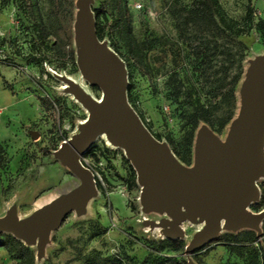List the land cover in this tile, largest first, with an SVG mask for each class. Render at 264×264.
<instances>
[{"label": "rangeland", "instance_id": "1", "mask_svg": "<svg viewBox=\"0 0 264 264\" xmlns=\"http://www.w3.org/2000/svg\"><path fill=\"white\" fill-rule=\"evenodd\" d=\"M57 1L10 0L6 7L0 6V43L5 41L0 46V217L15 206L19 218L24 219L50 198L65 195L80 184L54 155L63 142L79 133L80 124L87 118L83 107L65 91L66 83L58 78L67 75L79 79L81 73L68 57L69 48L62 44ZM220 3L228 16L240 23L249 7L256 20L264 19V0ZM190 4L191 0H95L93 6V10L102 7L106 11L110 23L104 40L110 47L111 42L116 43L126 60L136 111L153 133L161 136V141L169 146L172 141L170 148L174 144L179 150L190 128L185 115L194 106L204 105L213 108L217 118L225 117L230 105H216L213 90L229 82L240 66L245 74L249 60L264 55V42L255 29L240 38L247 46L243 49L238 41L216 38L205 24L190 21ZM127 8L140 46L139 61L131 59L126 37L113 27ZM39 23L45 26V39L40 38ZM183 34L212 46L209 62L195 60ZM175 77L182 84L180 97L175 96ZM240 88L241 83L236 115ZM90 91L100 99L98 87L90 86ZM41 98L58 104L44 105ZM167 105L169 112L165 113ZM230 126L215 133L225 141ZM95 145L98 150L82 160L99 174V195L88 204L86 213L68 214L51 233L43 256H39L36 246L14 242L10 233L1 234L0 240L7 243L5 249L10 251L9 264H89L115 258H121L124 264H172L180 260L196 264V258L207 264H264V255L256 253L260 249L264 253L263 225L261 233H232L240 234L236 245L225 237L231 232L223 231L188 257L185 247L203 224L187 221L183 224L186 236L182 248L177 250L165 241L159 228L147 224L160 222L165 215L142 212L141 187L130 186L132 165L124 160V152L108 147L103 139ZM251 211L259 213L264 208L258 211L251 207ZM245 234H256L258 241L252 242L253 236Z\"/></svg>", "mask_w": 264, "mask_h": 264}, {"label": "water", "instance_id": "2", "mask_svg": "<svg viewBox=\"0 0 264 264\" xmlns=\"http://www.w3.org/2000/svg\"><path fill=\"white\" fill-rule=\"evenodd\" d=\"M95 0H76L73 24L76 64L100 99L83 92L68 76H58L89 111L79 133L63 142L55 157L79 180L73 191L54 198L20 219L14 206L0 217V235L10 233L27 246L45 254L51 233L72 212L84 214L98 195L93 172L83 156L104 134L124 152L141 187L140 204L145 214L165 215L159 228L169 240H183L182 225L202 223L185 247L186 256L216 240L223 231L262 232L264 211L252 205L261 199L264 179V55L249 60L240 88L238 115L223 141L207 124L196 133L193 164H183L165 141L146 127L128 98V71L124 60L97 35ZM68 92V90H65ZM37 139V133L33 134Z\"/></svg>", "mask_w": 264, "mask_h": 264}, {"label": "trees", "instance_id": "3", "mask_svg": "<svg viewBox=\"0 0 264 264\" xmlns=\"http://www.w3.org/2000/svg\"><path fill=\"white\" fill-rule=\"evenodd\" d=\"M75 1L76 0H58L55 8L56 16L60 24L62 44L64 47L69 48L67 52L68 57L74 65H76V49L74 46V35H73V24H74V16L76 11ZM9 2L10 0H0V6L6 7L9 4ZM116 2L120 3V0H116ZM93 11L96 19L97 35L98 38L101 41H103L107 36L110 21L108 20L104 8L102 7L96 8ZM188 17L190 21L203 23L206 26H208L212 31V33L214 34V37L216 38L227 37L235 41H238V45L243 49H246L247 46L240 40V38L244 35H248L252 29H255L257 33V37L264 42V19L258 18L256 20L255 13L252 7L248 8L244 22L240 23L237 20H234L233 18L228 16L226 11L223 9L220 0H191L190 9L188 11ZM37 27L39 29L38 31L40 33V38L41 39L47 38V32L45 26L42 23L41 24L39 23ZM113 27L117 28V31L120 34H123L124 37H126L131 59H134L135 61H139L141 54L140 46L132 32L131 16L128 8L125 10L123 16L115 21ZM111 30L112 32L110 33L112 36V34H114V30L113 29ZM182 37L189 51L191 52L192 56L195 58V60L202 62L210 61L212 55L211 53L212 46H210L200 38L186 36L184 34L182 35ZM4 44L5 41L3 40L0 43V46ZM111 48L123 60H125L123 55L120 53L119 48L116 46V43L111 42ZM243 74H244L243 67L240 66L239 72L229 82H223L222 85L216 87L212 92V96L213 99L215 100L216 105L220 106L223 102H228V104L230 105L229 113L225 117L217 118L215 116L214 109L211 107H206L204 105L194 106L193 111L185 115V121H186L185 123L190 128L184 138V143L181 145L182 149L179 150L177 148H174V144L173 147H171L173 153L183 164L187 166H191L193 164L195 138H196L197 130L201 123L207 124L214 132H220L222 129L227 127L231 123V121L235 118L238 110L237 89L243 79ZM173 82H174L175 96L180 97L182 93V84L177 79V77L173 79ZM132 90H133V84L130 83L128 87V98L130 104L135 109L132 103L133 102ZM41 102L42 104L48 106H51L55 103L58 104L56 101L50 100V98H41ZM144 124L158 140L160 141L162 140L161 136L154 134L153 131L145 122ZM169 144L170 146H172V141L169 142ZM96 150H98V148L94 144L90 148V150L83 156V159L86 156L93 154ZM123 158L126 162L130 163L125 158V156ZM83 164L86 166L85 162H83ZM131 171H132V179L130 186L137 187L138 186L137 177L133 167L131 168ZM96 181L98 182L99 179L96 178ZM259 187L261 189V199L258 203L252 205V208L258 211L264 208V181L259 183ZM263 230H264V223H263ZM247 233H253V232H247ZM239 235L228 233L226 234L225 237L230 238L232 240V244L236 245L238 243ZM245 235H252L253 236L252 242L258 241V238L255 237L256 234H245ZM13 241L17 243H21L16 238H13ZM165 241L171 243L173 246L176 247L177 250L182 248V240L165 239ZM0 248H7V243L0 240ZM256 251H257L256 252L257 255L260 254L261 257L264 255L261 249ZM195 261L196 264H207L200 258H196ZM89 264H124V262L122 261L121 258H115V259L107 260L104 263H98L96 261H92ZM172 264H189V263L186 260H180V261H172Z\"/></svg>", "mask_w": 264, "mask_h": 264}, {"label": "bare ground", "instance_id": "4", "mask_svg": "<svg viewBox=\"0 0 264 264\" xmlns=\"http://www.w3.org/2000/svg\"><path fill=\"white\" fill-rule=\"evenodd\" d=\"M248 68V67H247ZM68 78L70 79V80H72L83 92H85V93H87V94H89V95H91L92 97H94V98H96L92 93H91V91H90V83L82 76V75H80V77H79V79H77V78H74V77H71V76H68ZM65 90H68V95L69 96H71V98H72V100H74L78 105H80V106H82L83 107V109H84V111H85V113H86V115L88 116L89 115V111H88V109L86 108V107H84L83 105H82V103H80L79 102V100H77L76 98H75V96L73 95V93H71L69 90H70V87H69V85L68 84H66V86H65ZM97 99V98H96ZM108 135L107 134H104V135H102L99 139H103L104 140V142H105V144L108 146V147H110V148H112V149H119L117 146H115L114 145V143L107 137ZM54 199V197L53 198H50L49 199V202L50 201H52ZM46 204V203H45ZM44 205V204H43ZM42 205V206H43ZM41 207V206H40ZM36 210V209H35ZM182 227H183V230H184V232H185V227L182 225ZM199 229H201L202 228V226H200V227H198ZM186 236V235H185Z\"/></svg>", "mask_w": 264, "mask_h": 264}, {"label": "crops", "instance_id": "5", "mask_svg": "<svg viewBox=\"0 0 264 264\" xmlns=\"http://www.w3.org/2000/svg\"><path fill=\"white\" fill-rule=\"evenodd\" d=\"M11 257L9 252L5 248H0V262L4 264H9Z\"/></svg>", "mask_w": 264, "mask_h": 264}, {"label": "built area", "instance_id": "6", "mask_svg": "<svg viewBox=\"0 0 264 264\" xmlns=\"http://www.w3.org/2000/svg\"><path fill=\"white\" fill-rule=\"evenodd\" d=\"M138 8L140 9V8H142V5H138ZM164 111H165V113H168L169 112V106L167 105V106H165L164 107ZM0 113H1V109H0ZM173 120H169V122H172ZM82 160H83V158H82ZM87 168H89V167H87ZM92 172H93V174H94V176H95V179L96 178H98L99 177V174H98V172H96L94 169H92V168H89Z\"/></svg>", "mask_w": 264, "mask_h": 264}]
</instances>
